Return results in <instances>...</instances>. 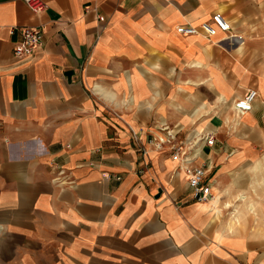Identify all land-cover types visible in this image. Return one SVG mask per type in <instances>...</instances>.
I'll list each match as a JSON object with an SVG mask.
<instances>
[{"label":"crops","instance_id":"0c3cea01","mask_svg":"<svg viewBox=\"0 0 264 264\" xmlns=\"http://www.w3.org/2000/svg\"><path fill=\"white\" fill-rule=\"evenodd\" d=\"M42 1L0 0V264H264V0ZM166 125L212 133L210 201L148 142Z\"/></svg>","mask_w":264,"mask_h":264},{"label":"built area","instance_id":"2783aa9c","mask_svg":"<svg viewBox=\"0 0 264 264\" xmlns=\"http://www.w3.org/2000/svg\"><path fill=\"white\" fill-rule=\"evenodd\" d=\"M27 7L33 12L43 11L45 3L42 0H23ZM19 31V38L13 47V55L17 58H25L34 54L42 46L41 30L37 26L15 27ZM201 30L206 36H212L217 31H229V23L222 17L220 13H214L211 16V22H203L199 27L190 24H181L176 27V31L182 34H194ZM257 91L248 89L244 94L235 99L233 103V111L236 114H243L250 111ZM160 133L151 135L148 139L155 149L162 150L165 145H170L171 157L177 162L178 169L183 172L185 183L190 190L193 199L199 202H208L213 198L211 193V183L207 178L206 169L202 165L195 164L196 152L199 142L206 145L214 143L212 133L204 132L202 134L193 135L186 138L185 141L177 142L176 134L173 130H169L167 126L159 128ZM164 132V133H162ZM134 139L139 141L137 133L133 131ZM145 152V151H144Z\"/></svg>","mask_w":264,"mask_h":264},{"label":"rangeland","instance_id":"374dc122","mask_svg":"<svg viewBox=\"0 0 264 264\" xmlns=\"http://www.w3.org/2000/svg\"><path fill=\"white\" fill-rule=\"evenodd\" d=\"M166 126L168 127L169 130H173V132H175V130L179 128V127H177V126H175V125H171V126L166 125ZM189 130H190V129H188L187 131L184 132V129L182 128V129L180 130V132H179V131L175 132V133H177V134H176V139H175V140H176L177 142L185 141V144H186V135H187L188 132H190ZM162 133H164V132H162ZM151 135H152V134H151ZM152 136H153V135H152ZM150 137H151V136H150ZM165 147H168V149H169V148H170V145H165ZM170 152H171V150H170Z\"/></svg>","mask_w":264,"mask_h":264}]
</instances>
